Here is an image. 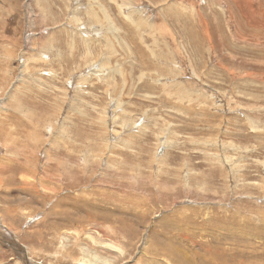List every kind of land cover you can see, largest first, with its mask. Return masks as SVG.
Wrapping results in <instances>:
<instances>
[{"label": "rangeland", "instance_id": "rangeland-1", "mask_svg": "<svg viewBox=\"0 0 264 264\" xmlns=\"http://www.w3.org/2000/svg\"><path fill=\"white\" fill-rule=\"evenodd\" d=\"M174 249L264 264V0H0V264Z\"/></svg>", "mask_w": 264, "mask_h": 264}, {"label": "bare ground", "instance_id": "bare-ground-1", "mask_svg": "<svg viewBox=\"0 0 264 264\" xmlns=\"http://www.w3.org/2000/svg\"><path fill=\"white\" fill-rule=\"evenodd\" d=\"M78 203V202H77ZM127 232V231H126ZM129 234V233H128ZM15 243V242H14ZM16 246H18V244L16 245ZM15 246V249H17V250H19V246H18V248ZM87 250H90V249H87ZM181 251V250H180ZM179 250H176V249H174V251L172 250V253H170V255H171V257L172 258H175V260H176V263L177 264H187V262L189 263V259H188V257H187V254L186 253H184L183 251H181L180 252ZM92 252V251H91ZM94 252V251H93ZM21 253L23 254L24 252L23 251H21ZM90 253V252H89ZM95 253V252H94ZM144 253V252H143ZM145 254V253H144ZM143 255V254H142ZM96 255H94V257H95ZM228 256V255H227ZM120 257V256H119ZM97 258V257H96ZM92 259V258H91ZM98 259V258H97ZM101 259V258H100ZM99 259V260H100ZM99 260H95V264H102L103 263V261H99ZM237 260V259H236ZM84 262V261H83ZM90 261H85V263H89ZM107 262H109V261H107ZM172 262H174V261H172ZM221 262H222V260H221ZM239 262V261H238ZM241 262H242V264H243V262L244 261H242L241 260ZM106 263V262H105ZM28 264H30L29 263V261H28ZM80 264H83V263H80ZM91 264V263H90ZM106 264H108V263H106ZM112 264V263H111ZM217 264H218V262H217ZM244 264H247V263H244Z\"/></svg>", "mask_w": 264, "mask_h": 264}, {"label": "water", "instance_id": "water-1", "mask_svg": "<svg viewBox=\"0 0 264 264\" xmlns=\"http://www.w3.org/2000/svg\"><path fill=\"white\" fill-rule=\"evenodd\" d=\"M11 238H9L8 240H5V242H7L6 244L9 245V241H10Z\"/></svg>", "mask_w": 264, "mask_h": 264}]
</instances>
